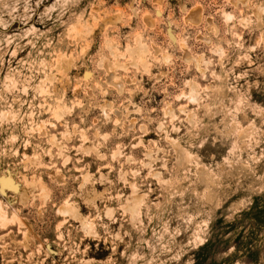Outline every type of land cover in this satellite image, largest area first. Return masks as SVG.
I'll return each instance as SVG.
<instances>
[{"label": "clouds", "instance_id": "clouds-1", "mask_svg": "<svg viewBox=\"0 0 264 264\" xmlns=\"http://www.w3.org/2000/svg\"><path fill=\"white\" fill-rule=\"evenodd\" d=\"M4 158L0 264H264V0H0Z\"/></svg>", "mask_w": 264, "mask_h": 264}, {"label": "rangeland", "instance_id": "rangeland-1", "mask_svg": "<svg viewBox=\"0 0 264 264\" xmlns=\"http://www.w3.org/2000/svg\"><path fill=\"white\" fill-rule=\"evenodd\" d=\"M33 19L35 20V17ZM34 26L41 27L39 24ZM23 27H26V25H22L19 22L13 24L15 30H20ZM159 27L162 33L161 39L166 37L169 40H174L175 30L171 24L164 22ZM21 55H24V53H21ZM85 72H87V75H85ZM81 75L85 79H90L92 74L90 71L82 69ZM13 155L15 156L16 153H13ZM20 159L23 160V156ZM24 179L19 162L8 158L0 159V203L14 207L25 194ZM252 215L257 220H264V206L253 209ZM47 251L50 257L57 255L55 245L52 243L48 244Z\"/></svg>", "mask_w": 264, "mask_h": 264}]
</instances>
